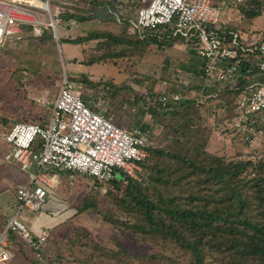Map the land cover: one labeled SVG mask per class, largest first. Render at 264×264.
<instances>
[{
	"label": "built area",
	"instance_id": "obj_1",
	"mask_svg": "<svg viewBox=\"0 0 264 264\" xmlns=\"http://www.w3.org/2000/svg\"><path fill=\"white\" fill-rule=\"evenodd\" d=\"M53 1L0 0V57L8 42L41 37L48 29L60 40L67 30L76 28L75 21L64 19L63 5L81 1H63L56 6ZM247 1L143 0L126 27L140 39L159 32L191 43L204 61L206 85L224 88L246 81L235 101V112L226 116L224 123L230 130L226 140L256 148L264 145V34L242 28L239 6ZM112 14L124 25L119 14ZM161 83L163 90L156 92L155 105L180 107L189 99L187 94L173 92L168 81ZM82 96L81 86L65 77L44 122H17L4 136L9 146L4 163L17 166L27 182L16 189L17 213L0 229V264H14L13 238L38 264H59L48 252L51 227L35 233L22 219L26 208L36 214L46 206L59 175L79 174L106 186L117 175L122 181L137 180L143 171L142 163L153 145L148 132L132 124L116 125L87 105ZM147 101L152 102L149 96Z\"/></svg>",
	"mask_w": 264,
	"mask_h": 264
},
{
	"label": "trees",
	"instance_id": "obj_2",
	"mask_svg": "<svg viewBox=\"0 0 264 264\" xmlns=\"http://www.w3.org/2000/svg\"><path fill=\"white\" fill-rule=\"evenodd\" d=\"M73 1L70 0L68 2ZM80 1L82 6L79 7L76 5H63L65 11L62 15L67 23L75 21L79 27L80 23L93 20L97 16L102 17L101 19L116 21L112 13L120 10L119 7H115L116 4H119L118 0H99L94 7V3L88 4L89 2L87 1ZM62 2L54 0L53 5H62ZM87 6L93 9L95 14H88L89 11L82 10L87 9ZM130 7L132 8L131 16L123 17L121 14L125 25L122 35L105 32L106 30L104 29L95 30L85 36H63L60 38L61 46L64 44L93 45L95 43L94 46L83 51L81 58H78L81 60L78 64L94 67L101 64L108 66L111 62L116 63L120 58L128 59L134 58L136 55L144 56L143 53H145L144 50L147 47L156 46L158 49H165L176 45H184L189 52V58L186 61L187 65L184 67L187 75L181 80L175 78L167 81L172 83V85H181V88H173V92H182L184 94L187 92L192 94L190 97L193 98L185 100L180 107L162 108L154 104L155 94L159 86L156 90L148 87L147 93L137 92L135 86L141 84V81L138 80L139 78H135L131 84L123 83L117 85L111 79L105 82L95 81L89 75L82 74L74 77L66 71L68 80L81 86L83 101L97 112L101 111L93 105L91 97H96V95L103 98L108 97L112 108H109V112L102 111L101 113L116 125H121V120L117 119V111L127 108L124 107V103H138L142 100L148 108V112L153 114L158 122L162 123L165 135L172 134V142L174 144L188 147L189 142L191 146L188 149L193 152L196 150L201 152L205 159L202 162H194L176 153L153 149V145L149 148V156L151 152V154L156 156L170 155L174 159L182 157L179 159L184 163H188L189 166L186 175L204 174L206 176L205 181L199 180V182L220 185V189L224 191L221 197L211 196L210 199L193 195L194 202L205 201L206 203L209 201L210 204L207 203L201 207L196 206L188 209L181 206L175 199H171L170 204L165 199L155 202L143 193L139 184H137V180L129 178L126 181L130 184V188L127 189L129 192L128 196L132 193V190L135 194L132 195L133 198L130 202L124 201L123 204L127 211H132L136 208L141 209L146 218L145 226L141 228V226L132 225L131 228H141L150 234H160L166 241L171 240V242L166 244L173 243L190 255V261L183 264H206L210 256H215L218 262L225 263V260L222 259H225L224 256L229 254L231 260L234 261L228 262V264H264V145L254 149L261 154V157L257 160L232 162L234 156L230 157L227 152L228 146L232 145L226 140L227 133L230 130L224 123L226 116L235 112V101L244 90L246 81L242 80L237 86L229 84L224 88L206 85L202 78L204 61L199 57L197 51L189 46L191 43L179 38L169 37L168 33L160 34L157 32L140 39L128 32L126 23L130 18L136 16L141 5L136 8L135 3H133ZM239 9L244 17L243 21H248L254 27L250 32H261L264 34V27L260 24L264 22V0H248L245 4L240 5ZM85 13L87 15H83ZM27 28L30 29V27ZM35 38L33 36H25L20 41L8 42L1 54L0 63L7 54L19 51L30 39L32 42L39 40L46 42L49 39V42L53 41L50 42L53 45L52 50H55L56 45H54V35L51 29L45 30L41 37H37L39 40ZM136 46H141L142 48L139 47L141 50L137 51ZM74 61H77V59H74ZM32 76L34 75L31 74L30 77ZM49 76L52 77L53 87L58 94L64 78H60L61 76L55 77L52 74ZM0 85V90L6 94L10 87L12 90L17 91L15 84H12L11 79H8V77L1 76ZM28 87L30 86L25 85L26 89ZM47 87H51V85L47 84ZM111 88L115 89L112 93L109 91ZM124 89H128L131 96L127 97L125 101L123 100L121 104H118L114 99V94L118 90L122 91ZM91 91L93 92L89 97L86 93L90 94ZM107 91L110 94H107ZM201 94L203 95L201 96ZM148 96L152 102L147 101ZM207 96L208 98L205 100L204 97ZM25 98L27 99V96ZM23 107V104H20L17 106L19 110L16 109L13 112L17 114L20 113V110H24L22 122H41L42 119L34 117L33 110ZM165 116L166 118L169 117L167 123L165 122ZM152 125L142 124L138 128L150 129ZM217 135L224 143L217 144L223 154H216L217 151H212L214 139ZM235 146L246 147L245 145ZM146 161L142 163L143 167ZM249 173L254 176L247 178L246 175H249ZM117 182H122V180L115 179L106 186ZM243 193L247 194L248 199L243 197ZM13 245L14 264H38L34 260L32 253L17 238H13ZM119 249L125 252L124 246L120 245ZM114 252L112 251L111 253ZM60 257L55 256L53 258L60 264H68L65 257ZM138 261L141 264H182L174 258L158 253L150 256L143 255Z\"/></svg>",
	"mask_w": 264,
	"mask_h": 264
},
{
	"label": "rangeland",
	"instance_id": "obj_3",
	"mask_svg": "<svg viewBox=\"0 0 264 264\" xmlns=\"http://www.w3.org/2000/svg\"><path fill=\"white\" fill-rule=\"evenodd\" d=\"M117 2L119 4H116L115 7H119L120 10L119 12L113 11V13L119 14L123 19V17L131 16L132 8L130 6L133 3H135L137 8L142 5L143 0H118ZM96 3L93 4V7ZM75 4L78 7L82 6L79 2ZM82 10L89 11L88 14H95V11L90 9L89 6H87V9ZM101 18L97 16V18L87 21L88 24H85L84 28H89L90 24V32L104 29L106 30L105 32L120 35L124 33L125 25H119L115 20ZM46 20H49V18L47 17ZM247 23L249 22L245 21V24ZM245 24L242 25L244 26ZM35 39L39 40V38ZM53 40L55 42L54 45H56L55 50H52L53 45L50 42L53 41L49 42V39L46 42L40 40L32 42L30 39L19 51L7 54L2 59L0 77L10 78L12 84H15L17 91L12 90L11 87L7 94L0 90V119L6 115L9 116L10 112L13 113L20 104L41 115L43 106L41 107L38 101L43 96L46 99L45 101L50 103L47 108H44V111L50 112L52 102L56 98L57 93L53 87L52 77L49 75L61 76L60 78L67 77L66 66L68 73L71 74L72 71L69 70V65L72 62L76 68L81 70L79 72L80 75L93 74L96 66L92 68L79 66L78 63L81 61L78 59L79 57H75L77 61L72 60V62H69L70 55H73L71 45L64 44L61 52L60 40L55 37ZM139 47L142 48L141 46H136L137 51L141 50ZM144 51V56L136 55L134 58H120L119 61L116 63L111 62L108 66L99 65L100 68L97 70V74L93 75V80L105 82L111 79L112 82L114 81L118 85L123 83L131 84L135 78H139L138 80L141 81V84L135 86L137 92L147 93L148 87L156 90L159 86L158 91H161L163 90L162 81L175 78L181 80L187 75L184 67L187 65L186 61L189 58V52L186 46L176 45L165 49H158L156 46H152L147 47ZM63 54L66 57V64ZM94 73L96 72L94 71ZM31 74L34 76L30 77ZM47 84L51 85V87H47ZM25 85L30 87L26 89ZM170 85L172 90L173 88H181V85H172V83ZM114 90L111 88L109 91L112 93ZM109 91H107V94H110ZM92 92L86 94L90 97ZM186 94L192 95L187 92ZM25 96H27V99ZM114 96L117 103L121 104L131 94L128 89H124L122 91L118 90ZM189 98L192 99L193 97ZM91 100H93V105L101 112H109V108H112L108 97L103 98L96 95V97H91ZM36 101L37 105L34 104ZM124 107L127 108L117 111V119L121 120V124H132L137 126V128L142 124H153L150 129H142L150 135L153 149L176 153L194 162H202L205 159L201 152L197 150L193 152L188 149L191 146L189 142L188 147L174 144L172 142V134L165 135L162 123L158 122L155 116L148 112V108L142 100L138 103H124ZM22 111L24 110H20V112ZM168 118H166V123ZM230 145H232L230 146L232 148H228L227 152L230 157L234 156L232 162L257 160L261 157V154L258 155L257 150H254L255 148H248V150L243 151V149L235 150L234 147L236 146L234 143H230ZM212 151H217L216 154H223L219 147ZM236 154L238 155L235 156ZM182 157L174 159L170 155L156 156L150 152L143 171L138 175L137 179V184H139L143 193L155 202L165 199L170 204V200L175 199L181 206L188 209L196 206L201 207L207 203L210 204L209 201L206 203L205 201L194 202L193 195L204 196L207 199H210L211 196L221 197L224 191L220 189V185L202 182L206 179L204 174L186 175L189 166L188 163H184L179 159ZM19 172L21 173L20 176L24 174L20 170ZM146 175L148 179H146ZM249 175H246V177L254 176ZM59 177L56 179L53 189V199L48 201L46 206L37 214L43 219L42 221L51 224L56 223L50 228L51 241L48 252L51 257H65L68 264H141L138 261L141 256H150L158 253L174 258L182 264L190 261V255L186 254L181 248H178L173 243L166 244L171 242V240L166 241L160 234H150L141 229L146 225V218L141 209L136 208L132 211H127L123 202H130L133 198L132 195L135 194L132 190V193L128 196L129 182L122 181L105 186L97 185L92 179L79 174H62ZM119 178L120 176L117 175V179ZM199 180L202 181L199 182ZM243 197L248 199L246 193H243ZM17 209L18 204L14 199V187L11 185L4 186L0 189V218L3 217L5 219L7 216L14 215ZM25 216H34V214H30L28 208H26L22 219ZM132 225H138L137 227L141 226V228H131ZM120 245L124 246L125 252L119 249ZM112 251L115 252L111 253ZM229 256L230 254L224 256L225 259H222L225 260V263L218 262L215 256H210L206 264L231 263L234 260H231Z\"/></svg>",
	"mask_w": 264,
	"mask_h": 264
},
{
	"label": "crops",
	"instance_id": "obj_4",
	"mask_svg": "<svg viewBox=\"0 0 264 264\" xmlns=\"http://www.w3.org/2000/svg\"><path fill=\"white\" fill-rule=\"evenodd\" d=\"M261 22V20H259ZM88 24L87 22L85 23H80L79 27L78 25L76 26L75 29L72 30H67L65 32L66 36H85L87 35L90 30H91V25L89 24V28L85 27L84 25ZM242 24H245V21H242L241 26L242 28H244V30L246 32H250L253 30V26L250 23L245 24L244 26ZM261 25H263L262 27H264V22L260 23ZM92 44H83V45H71V51L73 55H70L69 57V62H72V60L75 59V57H79L81 58L83 55V51L88 50V48L92 47ZM61 47V52L63 50V46ZM63 57L65 58V64H66V57L65 54H63ZM71 65H69V70L72 71V73L70 75L74 76V77H78L80 74L79 72L81 71L80 69L76 68L74 66V63H70ZM79 66H84L87 68H92L90 66H86V65H81L79 64ZM95 67V66H94ZM100 68L99 65H96V69H94V71L96 73H94L92 75H89L90 78L93 80V75L97 74V70ZM66 71H67V66H66ZM67 75V73H66ZM102 75V74H101ZM41 100H39L38 102L40 103L41 107L43 106V109L41 111V115L40 114H36L33 112L34 117L38 118V119H42L41 121L44 122L45 119H47V117L50 115V112H46L44 111L45 107L47 108L50 103L49 101H45V97H40ZM35 105H37V101L34 103ZM11 113V114H10ZM9 116L6 115L5 117H3L2 119H0V189L3 188L6 185H11L14 187V199L16 200V189L18 188V186L24 184L27 182V177L25 174H22V176H20V172H19V168H17V166H9L6 165L3 161V157L4 154L6 153V151L9 149L8 144L6 143L4 136L5 134L8 132V130H10L17 122H22L23 121V115H24V111L14 114L12 112H10ZM224 144L223 141H221L220 137L217 135L214 139V146L212 147V150L216 149L218 147L217 144ZM228 148H232L230 146H228ZM235 150H248L247 147H240V146H236L234 147ZM16 167V168H15ZM19 169V170H18ZM21 171V170H20ZM60 178V177H59ZM59 184V183H58ZM53 190H51L50 194H49V198L48 201H50L51 199H53L52 196ZM17 202V200H16ZM48 203V202H47ZM40 212V211H39ZM17 213H14V215ZM31 214V213H30ZM38 212L36 214H34V216H25L24 220L32 227L33 231L35 233H38L41 228L43 227H53L54 225H56V223H48L45 221H42L43 219L41 217H39V215H37ZM12 216H7L5 219H3V217L0 218V229L6 224V222L13 217Z\"/></svg>",
	"mask_w": 264,
	"mask_h": 264
}]
</instances>
